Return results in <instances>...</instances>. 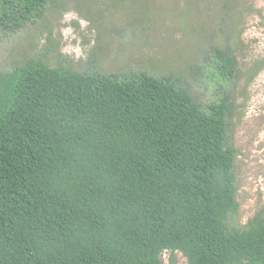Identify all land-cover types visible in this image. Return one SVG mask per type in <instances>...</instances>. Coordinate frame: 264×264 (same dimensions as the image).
<instances>
[{
    "label": "trees",
    "instance_id": "16d2710c",
    "mask_svg": "<svg viewBox=\"0 0 264 264\" xmlns=\"http://www.w3.org/2000/svg\"><path fill=\"white\" fill-rule=\"evenodd\" d=\"M52 0H0V30ZM189 1V0H187ZM233 30L238 0H195ZM224 83L240 69L212 48ZM264 69V59L250 73ZM231 98L203 105L169 78L78 73L28 60L0 71V264H264V218L238 211Z\"/></svg>",
    "mask_w": 264,
    "mask_h": 264
},
{
    "label": "rangeland",
    "instance_id": "374dc122",
    "mask_svg": "<svg viewBox=\"0 0 264 264\" xmlns=\"http://www.w3.org/2000/svg\"><path fill=\"white\" fill-rule=\"evenodd\" d=\"M235 29L195 0H52L42 19L16 33L0 30V71L41 60L78 73L169 78L206 105L231 98L228 144L234 165L238 211L230 230L264 218V0H238ZM233 48L240 78L224 83L212 48ZM165 264H188L165 252Z\"/></svg>",
    "mask_w": 264,
    "mask_h": 264
}]
</instances>
